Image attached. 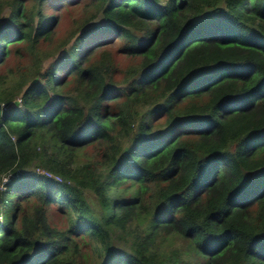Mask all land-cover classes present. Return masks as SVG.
<instances>
[{
	"label": "trees",
	"instance_id": "1",
	"mask_svg": "<svg viewBox=\"0 0 264 264\" xmlns=\"http://www.w3.org/2000/svg\"><path fill=\"white\" fill-rule=\"evenodd\" d=\"M0 264H264V0H0Z\"/></svg>",
	"mask_w": 264,
	"mask_h": 264
},
{
	"label": "rangeland",
	"instance_id": "2",
	"mask_svg": "<svg viewBox=\"0 0 264 264\" xmlns=\"http://www.w3.org/2000/svg\"><path fill=\"white\" fill-rule=\"evenodd\" d=\"M43 173H45V174H48V173H46V172H43ZM89 198H92V196L90 197V196H88Z\"/></svg>",
	"mask_w": 264,
	"mask_h": 264
}]
</instances>
